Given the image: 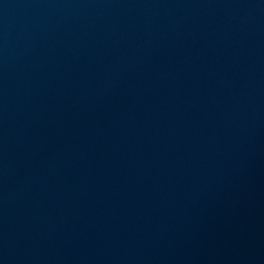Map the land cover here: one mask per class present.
<instances>
[{"label":"water","instance_id":"1","mask_svg":"<svg viewBox=\"0 0 264 264\" xmlns=\"http://www.w3.org/2000/svg\"><path fill=\"white\" fill-rule=\"evenodd\" d=\"M0 264H264V0H0Z\"/></svg>","mask_w":264,"mask_h":264}]
</instances>
